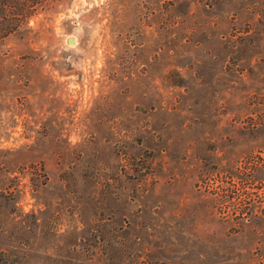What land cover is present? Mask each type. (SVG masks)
I'll list each match as a JSON object with an SVG mask.
<instances>
[{"label": "rangeland", "instance_id": "rangeland-1", "mask_svg": "<svg viewBox=\"0 0 264 264\" xmlns=\"http://www.w3.org/2000/svg\"><path fill=\"white\" fill-rule=\"evenodd\" d=\"M53 1L0 43V249L264 264V0Z\"/></svg>", "mask_w": 264, "mask_h": 264}, {"label": "trees", "instance_id": "trees-1", "mask_svg": "<svg viewBox=\"0 0 264 264\" xmlns=\"http://www.w3.org/2000/svg\"><path fill=\"white\" fill-rule=\"evenodd\" d=\"M53 4V0H0V43L2 39L28 29L27 21L39 12L51 9ZM6 188L0 190V233L13 221L14 207L6 210L7 205L16 203ZM16 261L0 249V264H16Z\"/></svg>", "mask_w": 264, "mask_h": 264}]
</instances>
